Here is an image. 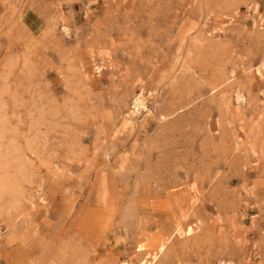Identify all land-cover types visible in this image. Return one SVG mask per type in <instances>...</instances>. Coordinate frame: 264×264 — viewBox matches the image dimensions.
<instances>
[{"label": "rangeland", "instance_id": "rangeland-1", "mask_svg": "<svg viewBox=\"0 0 264 264\" xmlns=\"http://www.w3.org/2000/svg\"><path fill=\"white\" fill-rule=\"evenodd\" d=\"M263 59L264 0H0V264H264Z\"/></svg>", "mask_w": 264, "mask_h": 264}, {"label": "bare ground", "instance_id": "bare-ground-1", "mask_svg": "<svg viewBox=\"0 0 264 264\" xmlns=\"http://www.w3.org/2000/svg\"><path fill=\"white\" fill-rule=\"evenodd\" d=\"M260 66L262 68H264V59L261 61V64ZM132 110H131V114H138L140 111H144L147 109V102H146V97L142 94V93H139L137 94L133 100H132ZM161 251V250H160ZM157 257H154L152 261H155ZM151 261V263H152ZM149 263V264H151ZM120 264H132L131 261H127V260H123L120 262ZM218 264H232V262L230 261H220Z\"/></svg>", "mask_w": 264, "mask_h": 264}, {"label": "built area", "instance_id": "built-area-1", "mask_svg": "<svg viewBox=\"0 0 264 264\" xmlns=\"http://www.w3.org/2000/svg\"><path fill=\"white\" fill-rule=\"evenodd\" d=\"M131 108H132V106H131ZM133 109V108H132ZM132 264H134V263H132Z\"/></svg>", "mask_w": 264, "mask_h": 264}]
</instances>
